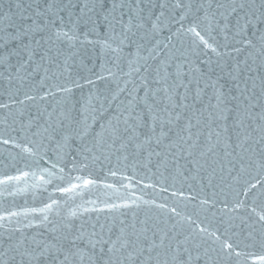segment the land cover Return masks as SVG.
<instances>
[{
	"label": "water",
	"instance_id": "95a60500",
	"mask_svg": "<svg viewBox=\"0 0 264 264\" xmlns=\"http://www.w3.org/2000/svg\"><path fill=\"white\" fill-rule=\"evenodd\" d=\"M111 2L107 0L109 9ZM162 2L169 7L160 9ZM72 3L76 7L61 14L62 22L49 25L41 34L43 39L36 37L41 43H33L38 52L34 62L19 71L0 67V105H4L0 107V217H5L0 219V239L75 234L81 229L91 231L93 224L118 228L123 220L138 228L149 227L150 237L157 232V242L166 234V245L186 248L185 258L190 254L191 264H253L256 257L264 256V220L260 219L264 216V153L260 151L264 141L257 143L261 133H254L245 144L244 129L238 139L235 129L229 127L225 133L223 125L217 129L213 124L211 130L221 132L220 143L213 135L214 151L201 157L209 146L210 129H204L196 152L199 165L185 160L174 164L171 157L165 159L162 148L156 149L162 153L156 156L147 145L142 149L113 145L108 121L115 115L116 102L111 98L119 93L123 99L127 93L120 89H130L139 81L134 68L143 61L136 45L128 46L126 40L121 44L119 25L113 31L103 14L97 16L99 4L96 12L81 17L85 0ZM183 3L191 4V9L175 8V0H142L132 6L142 7L144 15L154 13L153 20L164 11V29L157 40L168 43L166 37L171 35L169 47L175 45L173 51L181 59L187 57L193 67L214 69L213 80L218 74L226 76L229 65L248 58L247 49L237 53L224 47L229 41L216 30L218 17L197 11L200 3L207 8L205 0ZM29 4L36 7L34 0H0V16L7 24L8 16H18ZM215 7L214 2L212 11ZM191 26L209 38L215 53L194 42L187 32ZM61 30L57 38L55 33ZM144 31L137 32L140 43H148L139 41ZM226 52L232 55L225 56ZM212 95L213 89H207L205 105ZM238 143L243 148L233 152ZM174 255L165 256L161 250L151 264H173Z\"/></svg>",
	"mask_w": 264,
	"mask_h": 264
},
{
	"label": "snow or ice",
	"instance_id": "6c2138e0",
	"mask_svg": "<svg viewBox=\"0 0 264 264\" xmlns=\"http://www.w3.org/2000/svg\"><path fill=\"white\" fill-rule=\"evenodd\" d=\"M34 2L35 8L29 4L18 16H8L7 24L4 22L5 17L0 16V67H11L19 71V68L29 66L38 54L33 43H41L36 37L43 34L49 25L55 26L62 22L61 14L66 9L76 7L72 0ZM141 2L112 0L109 9L107 0H85L80 9V16H87L90 12H96V5L99 4L97 16L103 14V20L113 31L119 25L124 37L121 44L126 40L128 46L136 45L138 59L143 61L134 68L135 73L140 75L139 81L133 82L130 89L127 86L120 89V92L127 93L123 99L119 98V93L111 98L112 102H116L115 115L108 121L112 144L119 142L121 148L134 145L138 149L147 145L151 148L150 154L156 156L162 154L156 149L162 148L165 159L171 157L174 164L185 160L199 165L196 152L201 147L200 138L204 135V129H210L207 135L209 146L207 151L200 152L201 157L214 151L216 144L212 143L213 135L217 138V144L220 143L221 132L211 130L213 124L217 129L223 125L225 133L229 127L235 129L238 139L241 135L239 130L244 129L245 144L257 132L261 133L257 143L264 141V0H205L207 8L204 3H200L197 11L204 10L206 16L211 14L213 19L219 18L216 30L223 34L225 41H229L224 47H231L237 53L244 49L249 52L247 59L237 61L234 66L229 65L230 70L226 76L218 74L215 80L210 74L214 69L206 72L193 67L187 57L181 59L173 51L175 45L169 47L171 35L166 37L168 43L157 40L164 29L161 19L164 11L153 20L154 13L144 15L142 7L132 6ZM214 2L216 7L212 11ZM89 4H92L91 8ZM174 6L177 9L187 7L189 10L192 7L191 4L186 6L183 0H175ZM168 7L166 2L159 5L162 10ZM17 8H20L19 4ZM117 11L119 16L116 15ZM125 16L129 17L127 21L124 20ZM141 29L145 31L139 36V41L148 43H140L136 39ZM182 31V28L177 29L175 35L179 36ZM61 32L55 33L57 38ZM187 32L192 33L194 42L198 41L205 49L214 53L217 51L197 27L191 26ZM63 35L67 36L68 33L64 32ZM153 41L156 42L149 47ZM237 44L242 47H237ZM141 51H146L147 55H140ZM224 55L231 56L232 53L226 52ZM14 60L16 63H13ZM220 67L223 71V66ZM221 80H226V83L221 84ZM209 88L213 89V95L205 105L204 97ZM65 91L70 92L71 89ZM109 107H112L111 102ZM229 120L232 121L231 125L227 124ZM84 134H87L86 130ZM243 146L238 143L232 146V151ZM260 151L264 153V148ZM260 219L264 220V216ZM150 230L149 227L138 228L135 223L125 224L121 220L118 228L115 224H93L91 231L81 229L75 234L40 238L9 235L6 239H0V264H151L153 259H159L161 250L165 256L175 252L172 256L173 264H191L190 254L185 258L188 252L186 248L181 250L177 245L173 249L171 244L166 245V234L160 236L157 242L159 234L152 232L150 237ZM224 247L231 248V245L225 244ZM253 264H264V256L256 257Z\"/></svg>",
	"mask_w": 264,
	"mask_h": 264
}]
</instances>
